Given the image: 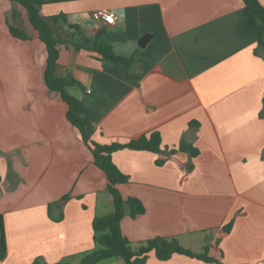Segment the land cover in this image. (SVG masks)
Here are the masks:
<instances>
[{"label":"crops","instance_id":"1","mask_svg":"<svg viewBox=\"0 0 264 264\" xmlns=\"http://www.w3.org/2000/svg\"><path fill=\"white\" fill-rule=\"evenodd\" d=\"M102 10L114 14L112 24L95 19ZM40 12L66 18L51 25L59 43L54 75L82 86L68 93L94 124L95 143L125 144L158 132L162 150L184 142L199 152L112 155L129 178L118 186L121 196L145 209L122 218L123 236L133 246L176 238L219 264H264V48L247 26L243 0H68ZM8 24L29 40L13 37ZM100 32V43L134 59L130 67L89 51ZM144 34L152 37L142 48ZM45 63L26 10L0 0V216L7 249L0 264H77L97 248L93 219L113 211L105 174L68 122L67 105L43 81ZM146 264L209 263L177 254L158 261L150 253Z\"/></svg>","mask_w":264,"mask_h":264},{"label":"trees","instance_id":"2","mask_svg":"<svg viewBox=\"0 0 264 264\" xmlns=\"http://www.w3.org/2000/svg\"><path fill=\"white\" fill-rule=\"evenodd\" d=\"M26 10L27 20L32 30L38 34V38L45 46L46 63L43 71V81L50 92L57 93L63 102L67 105L66 117L68 122L78 131L83 143L89 148L93 156V164L100 169L106 176L112 203V213L95 217L92 221L93 240L97 248L91 253L82 257L77 264H98L101 261L120 258L125 264H146L148 256L153 253L158 261H167L174 254L197 259L209 264H219L216 260L207 256V253L196 254L185 249L180 245L176 238L155 237L149 239L138 246H133L130 241L123 236L120 228V222L123 217L128 216L132 219L144 213L145 209L142 203L136 198L124 199L118 186L126 184L129 178L124 175L114 164L112 155L120 150L129 149L134 151H147L156 154L165 153L167 156L175 153H187L190 158L198 155V150L184 142H181L176 150L167 148L161 149V138L158 132H152L148 136L143 135L128 143H112L109 145H100L92 140V134L95 130L94 124L88 116L79 114L80 101L71 96L68 88L82 86L72 78H56L54 68L59 58L58 40L53 36L51 25L61 22L67 24L63 14L45 18L41 15L40 8L44 4L65 2L68 0H9ZM245 7V20L248 28L256 37L259 46L264 48L262 34L264 32V8L259 0H243ZM17 13H13L12 18H16ZM10 34L20 40H29V36L22 30L17 29L10 24ZM91 42L90 52L95 53L100 61L121 63L130 67L134 59L122 58L117 56L112 48L98 41V37ZM77 48V47H75ZM196 123H191L193 125ZM164 160H158L157 165H162ZM230 228V226H229ZM225 230H228L226 228ZM6 242L3 218L0 216V260L6 256ZM37 264V263H34Z\"/></svg>","mask_w":264,"mask_h":264},{"label":"built area","instance_id":"3","mask_svg":"<svg viewBox=\"0 0 264 264\" xmlns=\"http://www.w3.org/2000/svg\"><path fill=\"white\" fill-rule=\"evenodd\" d=\"M95 19L97 21L104 22L105 24H112L115 20V16L110 11L102 10L95 14Z\"/></svg>","mask_w":264,"mask_h":264},{"label":"water","instance_id":"4","mask_svg":"<svg viewBox=\"0 0 264 264\" xmlns=\"http://www.w3.org/2000/svg\"><path fill=\"white\" fill-rule=\"evenodd\" d=\"M151 37H152V35H150V34H144L141 38H140V40H139V42H138V45L140 46V47H145V45L147 44V42L151 39Z\"/></svg>","mask_w":264,"mask_h":264},{"label":"rangeland","instance_id":"5","mask_svg":"<svg viewBox=\"0 0 264 264\" xmlns=\"http://www.w3.org/2000/svg\"><path fill=\"white\" fill-rule=\"evenodd\" d=\"M67 92H69L71 94V91L67 89Z\"/></svg>","mask_w":264,"mask_h":264}]
</instances>
